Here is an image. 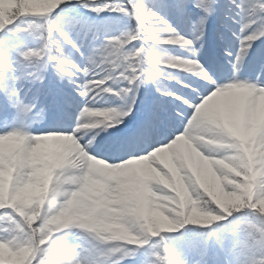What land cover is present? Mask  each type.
<instances>
[{"label":"snow or ice","instance_id":"snow-or-ice-1","mask_svg":"<svg viewBox=\"0 0 264 264\" xmlns=\"http://www.w3.org/2000/svg\"><path fill=\"white\" fill-rule=\"evenodd\" d=\"M264 264V0H0V264Z\"/></svg>","mask_w":264,"mask_h":264},{"label":"rangeland","instance_id":"rangeland-1","mask_svg":"<svg viewBox=\"0 0 264 264\" xmlns=\"http://www.w3.org/2000/svg\"><path fill=\"white\" fill-rule=\"evenodd\" d=\"M218 259H219V261H220L221 264H222V262H223V260H224V256H223V254H220V256L218 257Z\"/></svg>","mask_w":264,"mask_h":264}]
</instances>
